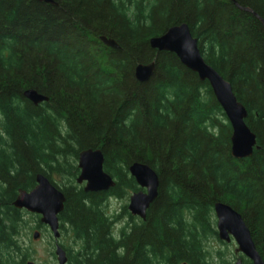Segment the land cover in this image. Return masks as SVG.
Here are the masks:
<instances>
[{
	"label": "trees",
	"instance_id": "obj_1",
	"mask_svg": "<svg viewBox=\"0 0 264 264\" xmlns=\"http://www.w3.org/2000/svg\"><path fill=\"white\" fill-rule=\"evenodd\" d=\"M54 1L0 0V264L31 256L19 239L29 213L13 202L39 174L66 197L61 230L79 243L74 254L61 244L68 264H207L216 202L242 215L264 260V0ZM182 23L247 108L259 145L250 158L232 157V128L209 83L150 46ZM152 61V77L138 81L136 66ZM28 89L49 100L34 105ZM89 148L102 150L112 189L76 183ZM134 162L155 170L159 193L145 220L124 205L120 223L108 200L140 189Z\"/></svg>",
	"mask_w": 264,
	"mask_h": 264
},
{
	"label": "water",
	"instance_id": "obj_2",
	"mask_svg": "<svg viewBox=\"0 0 264 264\" xmlns=\"http://www.w3.org/2000/svg\"><path fill=\"white\" fill-rule=\"evenodd\" d=\"M52 5H57L54 0H37ZM262 20V19H261ZM264 24V20H262ZM100 40L107 46L119 48V44L105 35ZM150 46L158 51L175 54L180 62L189 70L196 73L203 82L207 81L225 113L231 128V155L235 159H246L253 155L254 149H259L256 135L248 127L246 119L248 111L245 105L238 100L231 83L219 74L203 58L198 39L191 33L187 23L171 26L164 34L154 36L149 40ZM155 61L138 64L135 68V77L140 82L148 81L155 72ZM24 96L34 105H39L49 98L35 89H28ZM104 154L101 149H85L80 152L78 166L80 174L76 179L78 184H84L86 192L108 191L115 187L113 177L104 170ZM130 175L136 180L138 186L144 190L132 193L128 209L134 216L145 220L147 211L158 197L160 180L149 165L134 162L129 166ZM37 185L30 191L20 190L14 207L27 210L40 216L41 224L48 227L56 243L55 255L58 264H68L65 249L58 243L61 237V223L59 215L64 210L66 197L64 192L56 187L48 177L39 174L36 177ZM217 219L218 238L226 243L232 239L236 242V253H242L253 264H264L252 237L251 230L245 223L242 215L223 202L214 204ZM40 233L35 232L34 238H39ZM27 264H36L28 261ZM236 264H243L238 259Z\"/></svg>",
	"mask_w": 264,
	"mask_h": 264
},
{
	"label": "rangeland",
	"instance_id": "obj_3",
	"mask_svg": "<svg viewBox=\"0 0 264 264\" xmlns=\"http://www.w3.org/2000/svg\"><path fill=\"white\" fill-rule=\"evenodd\" d=\"M58 180L61 181L62 179L57 178V181ZM127 204V198H110L108 210L110 213L120 215L122 214V207ZM36 216L37 215L31 213L26 215L27 223L19 235L21 245L24 248H27L28 253L31 255L28 261H33L36 264H58L55 255V240L48 228L44 226H42V228H36L38 221ZM126 221L127 218L126 214L124 213L122 214L120 223H126ZM120 223L117 225L118 228ZM35 232H40L41 234L37 239L34 238ZM61 232L62 236L60 238V243L64 244L68 249H71L73 251L72 254H74L77 249H79V243L74 240L73 234L69 227H67L65 230H61ZM207 242L210 246V251H212V256L208 258L207 264H223L224 260L229 262L235 259V243L226 245L225 243L219 241L217 237L209 238ZM218 252H220L222 256L218 255Z\"/></svg>",
	"mask_w": 264,
	"mask_h": 264
},
{
	"label": "flooded vegetation",
	"instance_id": "obj_4",
	"mask_svg": "<svg viewBox=\"0 0 264 264\" xmlns=\"http://www.w3.org/2000/svg\"><path fill=\"white\" fill-rule=\"evenodd\" d=\"M109 212V211H108ZM122 215V214H121ZM232 244V243H231ZM234 255H235V259L232 260V261H226L224 264H236L237 260L238 259H242L243 261V264H245V260H249L248 258H246L245 256L241 255L240 253L237 254L235 251H234ZM182 264H187V263H182Z\"/></svg>",
	"mask_w": 264,
	"mask_h": 264
}]
</instances>
